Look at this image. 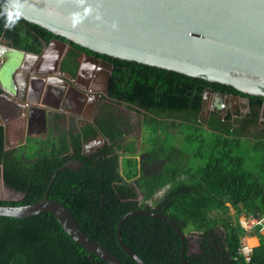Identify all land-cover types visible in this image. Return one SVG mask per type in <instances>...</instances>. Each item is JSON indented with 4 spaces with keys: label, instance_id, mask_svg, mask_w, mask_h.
I'll use <instances>...</instances> for the list:
<instances>
[{
    "label": "trees",
    "instance_id": "16d2710c",
    "mask_svg": "<svg viewBox=\"0 0 264 264\" xmlns=\"http://www.w3.org/2000/svg\"><path fill=\"white\" fill-rule=\"evenodd\" d=\"M0 36L33 54L41 53V38L56 37L3 3ZM71 45L113 65L108 93L103 96L109 102L102 103L97 117L80 131L29 139L11 150H5L0 127L4 182L23 196L4 204L27 206L41 201L56 174L48 199L64 204L83 232L123 264L137 263L120 247L118 225L126 214L143 209L169 217L183 233L198 235L201 247L200 254L188 255L187 250L183 263L182 242L174 227L160 218L134 214L123 221L121 236L146 264H246L240 252L246 231L239 217L264 216V98ZM69 54L63 64L66 70V62L74 56L72 51ZM207 88L246 98L243 108L249 111L237 118L215 111L202 117ZM114 104L142 116L147 140L141 152L137 137H131L129 121L115 114ZM96 135L103 137V147L97 154L83 156V143ZM29 144L35 148L27 155ZM76 159L82 163L78 171L60 169ZM228 204L235 216L230 215ZM261 230L257 227L251 233L260 242L252 250V264H264ZM0 264L108 263L76 243L52 214L44 213L26 219L0 216Z\"/></svg>",
    "mask_w": 264,
    "mask_h": 264
},
{
    "label": "water",
    "instance_id": "95a60500",
    "mask_svg": "<svg viewBox=\"0 0 264 264\" xmlns=\"http://www.w3.org/2000/svg\"><path fill=\"white\" fill-rule=\"evenodd\" d=\"M0 3L27 22L62 38L64 41H55L61 48L73 43L97 55L173 71L232 87L244 95L264 98V0H0ZM6 42L0 41V52L5 50L3 47L7 45ZM21 54L37 62L43 60L41 53ZM81 57L99 66L108 65L107 86L104 89L107 94L113 66L90 54L82 53ZM83 70L84 68L81 72ZM60 72L64 75L61 78V88L51 82L46 84L42 75H35L28 82L25 81V84L20 82L14 89L16 93L5 89L7 95L4 97L22 104L27 102L30 111L41 110L34 105V101H26L34 94L33 81L46 84L43 94L39 93L43 99L60 90L64 95V89L68 86L75 92L78 91L77 84L66 76L71 74ZM26 93L29 94L27 98ZM95 98L99 99L98 95ZM211 100L214 103H211V109L206 112L207 117L211 111L222 112L225 117L226 105L233 107L240 104L238 95L218 93L207 88L203 109ZM7 134L8 126L5 125V150L10 148ZM102 142L100 136L96 144L92 142L85 146L83 154L94 151ZM81 166V162L71 161L60 169L76 171ZM55 175L41 201L27 206L0 203V216L26 219L44 213L52 214L80 246L108 264H123L113 252L83 232L64 204L48 199V191ZM134 214L160 218L171 224L180 236L181 259L185 263L183 257L187 252L188 240L179 225L169 217L148 209L126 214L118 225L117 241L129 257L137 264H146L124 243L121 236L123 221ZM197 249L196 254H200V246L197 245Z\"/></svg>",
    "mask_w": 264,
    "mask_h": 264
},
{
    "label": "flooded vegetation",
    "instance_id": "af4514ba",
    "mask_svg": "<svg viewBox=\"0 0 264 264\" xmlns=\"http://www.w3.org/2000/svg\"><path fill=\"white\" fill-rule=\"evenodd\" d=\"M4 40H6L7 42ZM56 40H58L56 37L52 38L49 41L43 40L41 38V40H40L42 42L41 55H43V60L45 62H48V63L45 64L43 66V68H41L42 71L37 70L36 75H42L43 78H45V80H46L45 81L46 84H50L49 82H51L52 85L56 86L57 88H61V84H62L61 78H63L64 75L62 72H60V70L63 72H67V73L71 74L66 69H63V64L67 59L66 56L68 55V53L70 51H72L73 54L76 56V60H79V64H81L83 62V58L81 57V55H82V53L84 54L85 52H83L82 50L76 49V48L74 49L70 44L61 48L60 46L56 45L57 44L55 42ZM0 41L7 43V45L3 47L5 50L8 49L7 48L8 46H11L12 51L16 50L17 52H20V53L21 52H25V53L28 52V51L19 49L14 42L8 40L5 37L0 36ZM65 49H67L66 52H65ZM62 56H64V57L59 62L58 66L56 68H51L50 67V63H51L50 60L53 61L55 59V57H56V59L57 58L61 59ZM55 61L56 60H54V62ZM66 63L68 64L69 61H67ZM52 66H53V64H52ZM66 76L69 77L68 74H66ZM101 77H102V85H103L102 88H105V86H107V81H106L104 75H101ZM57 78H59L60 80H57ZM45 83L44 82L42 83L40 81H33L32 82V85H33L32 89L34 88L35 90H33L34 94H32L29 97L28 101H32V102L34 101V105L40 106L44 110V111H42V110L31 111V114H32L31 115V121H32L31 131L37 132V133L43 132V133H45L46 136L52 135L55 137H59L60 132L63 131V128H67L70 126H73L75 131H78L79 128H82V124H85L87 122H93V120L98 115L99 108L101 107V104L103 101H104V103L109 102V99L103 98V99H100L99 103L96 102V104H95V94L96 93L91 92L90 94H87V96L85 97V98L89 99L87 101H88L90 106L89 107L85 106L84 110H86V111L81 112V109L79 108V104H80L79 101H81L83 99V97L80 94H79V101H78V97L76 95L69 94L67 96L66 95L64 96L63 91H61V90L59 91V93H57V91H56V93H52L51 95H49V97H46L45 99L41 98L39 93L43 94L42 91L45 90V87H46ZM78 86L80 87L81 85H78ZM70 90L72 92L74 91L72 89H70ZM77 92L78 91H76V92L74 91V93H77ZM44 93H45V91H44ZM212 103H214V100L212 101ZM243 105H247V99L240 97V104L239 105H235L233 107L230 105H226V108H225L227 110L226 113L233 115L234 118H237L240 113L245 114L249 111L248 108H246V109L242 108ZM66 106H68V108ZM115 106L117 108L116 109L117 111L115 112V114L121 115L122 111L118 108L120 105L116 104ZM207 109H210V108H207ZM48 110H51V111L48 112ZM202 111H203V114H201V115L203 116V115H206V112L208 110L203 109ZM219 113L222 114V112H219ZM261 121L264 123V104H263L262 109H261ZM66 131H67V129H64L63 132L66 133ZM64 133H62V134H64ZM98 138H99V135H96L95 137H92L83 143V147H82V155L83 156H87V155L91 156L93 154H97L100 151V149L103 147L104 142H103V144H100L99 146H97V148H98V149L96 148L97 150L96 149L94 151L90 150L87 155L83 154L85 146L86 145L89 146L90 143H92V142H94L96 144ZM87 150H89V149H87ZM69 153H70V151L66 154H69ZM71 161H78V160L77 159L76 160H70L69 162H71ZM79 168L76 171H78ZM21 197H22V195H21ZM187 240H188V244H189V246H188L189 250L194 247L195 243L198 246H200L199 239H197V238H195L193 240L191 238H187Z\"/></svg>",
    "mask_w": 264,
    "mask_h": 264
},
{
    "label": "crops",
    "instance_id": "0c3cea01",
    "mask_svg": "<svg viewBox=\"0 0 264 264\" xmlns=\"http://www.w3.org/2000/svg\"><path fill=\"white\" fill-rule=\"evenodd\" d=\"M7 48L8 51L5 50L0 52V83L3 84V86L0 84V127L3 128L4 131V126H8V146L15 149L26 144L29 139H39L46 137V135L43 132L37 133L31 131L32 114L29 109V104L27 102L23 104L18 101L13 102L8 97H4L7 95L5 93V89L7 92L12 91V93H16L14 89L20 84V82H24V84L25 81L28 82L32 76L37 74L36 71H42L41 68H43V66L48 62H45L44 60L37 62L36 60L31 59L29 56L21 54L16 50L12 51L11 46H8ZM66 50L67 49H65V52ZM63 57L64 56H62L61 59H56L55 57V62L54 60H50V67L56 68ZM70 59L69 67L67 68V71H71V76H69L71 78L69 80L74 84L81 85L83 89L80 91L78 90L77 93L83 97L81 101L85 103V106L89 107L90 105L87 101L89 99L85 98L87 96V90H93L94 92L102 91L104 88H102L103 85L101 75H104L105 77L106 71L108 70L97 67L93 61L85 60L84 58L83 62L79 64V60H76L75 55ZM83 68L84 70L81 72V69ZM25 97H29V94L25 95ZM26 101H28V99H26ZM96 101L97 100H95V104ZM19 106L21 108H19ZM38 107V109L42 110L40 106ZM71 130V127H68L65 134L71 132ZM260 232L264 235V229ZM242 243L246 249H254L260 244L259 238L255 234L252 235L251 233L244 237Z\"/></svg>",
    "mask_w": 264,
    "mask_h": 264
},
{
    "label": "rangeland",
    "instance_id": "374dc122",
    "mask_svg": "<svg viewBox=\"0 0 264 264\" xmlns=\"http://www.w3.org/2000/svg\"><path fill=\"white\" fill-rule=\"evenodd\" d=\"M70 70V69H69ZM71 72V71H70ZM66 91V90H65ZM69 94H71V95H76V96H78L79 97V95H78V93H73L70 89L68 90V91H66V93L64 94V96L66 95H69ZM79 108L81 109V112H83L84 111V109H85V103L83 102V101H79ZM212 100L211 101H209V103H206V107H205V109L206 110H208L207 108H210L211 109V107H212ZM116 104H114L113 105V107L115 108V109H117L116 108V106H115ZM120 106L118 107L121 111H122V113H121V116L123 117V118H125V119H127L129 122H128V125H129V131H131V133H133L132 134V136L131 137H137L136 139H137V145H138V148L140 149V152H141V150H144L145 149V142H146V140H147V130L145 129V131H144V129H143V125H141V119H142V116L138 113V112H136V111H134V110H132L131 108H128V107H126L125 105H122V104H119ZM36 106V105H35ZM112 106V105H111ZM38 107V106H37ZM65 107V106H64ZM67 108H68V106H66ZM242 108H243V106H242ZM51 110H48V112H50ZM245 112V111H244ZM120 116V115H119ZM126 116V117H125ZM203 116H205L206 117V115H203ZM202 116V117H203ZM90 120V119H89ZM88 120V121H89ZM84 124H82V126H83ZM234 126H236V124H233ZM71 127V131H74L75 132V130H74V127L73 126H70ZM68 128V127H67ZM67 128H63V131H64V129H67ZM81 130V128H79V130L78 131H80ZM60 132V136L61 135H63L62 133H64V132ZM130 138V137H129ZM250 145H251V142L249 143ZM31 147H33V149H31ZM34 146L33 145H30L29 144V146H28V149H29V151H26L25 153L27 154V155H29L30 154V151H33L34 150ZM12 148H9V150H11ZM31 149V150H30ZM98 149V148H97ZM96 149V150H97ZM21 197V194L19 193V192H14L13 190H11V189H9L7 186H6V184H5V182H4V175H3V168H2V165H0V203L1 204H4L6 201H16V200H18V199H21L20 198ZM154 199H156V196L154 197ZM154 199L150 202L151 203V205L153 206V201H154ZM229 205V207H230V215L231 216H235L236 215V211L234 210V208L230 205V204H228ZM247 217L245 216V215H240V217H239V221H243L244 219H246ZM252 231V229L249 231V232H251ZM220 233L222 234L223 233V231L222 230H220ZM186 235L189 237V238H191L192 240L193 239H195V238H197L198 237V235H196V234H193V233H186ZM246 235H244L243 237H242V241L244 240V237H245ZM224 237V236H223ZM241 249H243V248H241ZM197 251H198V249H197V244L195 243V245H194V247L192 248V249H190V251H189V253H190V255H193V254H196L197 253Z\"/></svg>",
    "mask_w": 264,
    "mask_h": 264
},
{
    "label": "clouds",
    "instance_id": "9594fccd",
    "mask_svg": "<svg viewBox=\"0 0 264 264\" xmlns=\"http://www.w3.org/2000/svg\"><path fill=\"white\" fill-rule=\"evenodd\" d=\"M72 46V45H71ZM70 53V52H69ZM69 53H68V55H69ZM85 60H88V59H86V58H84ZM110 64V63H109ZM97 67H100V68H102V69H107L108 71H106V75H105V79H106V81H107V73H109V67H108V65H106V64H100V66L99 65H97V64H95ZM113 66V65H112ZM79 68H80V66H79ZM71 73V72H70ZM112 73H113V71H112ZM112 75V74H111ZM111 79V78H110ZM110 85V84H109ZM77 86H78V84H77ZM105 88H106V86H105ZM104 88V89H105ZM68 89H70V88H67V89H65L66 91H68ZM81 89H83L81 86L79 87L78 86V90L80 91ZM103 91V93H104V90H102ZM102 91H100V92H94L93 90H87V94H90L91 92H94V93H96L95 94V97L98 95V97H99V99H96L95 98V100H97L96 102H98L99 103V101H100V99H103L104 97H102V96H107V94H103L102 93ZM84 93L86 94V92L84 91ZM213 101V100H212ZM102 103H104V101L102 102ZM206 118H208L207 116H206ZM101 135H99V137H100ZM102 137V136H101ZM102 139H103V137H102ZM103 142H104V139H103ZM103 142H102V144H103ZM88 156V155H87ZM80 162V161H79ZM82 164V163H81ZM247 217V216H246ZM251 217H253V218H255V219H257V220H262L263 221V223L261 224V225H256V226H254V227H252V228H247L246 226H245V223L247 222V220L249 219V218H251ZM240 222V224H241V226L243 227V229L246 231V234L245 235H248V234H250V233H252L254 230H256V228L257 227H260V229H264V216L263 217H255V216H249V217H247L246 219H244L243 221H239ZM180 227V226H179ZM181 229V228H180ZM252 229V231L251 232H249L250 230ZM184 235L187 237V238H189L187 235H186V233H184ZM197 239H199V237H197ZM242 247H244V244L242 243ZM242 247H240V249L242 248ZM201 248V247H200ZM187 250H189V248H188V244H187ZM253 249H251V251H252ZM190 255V254H189ZM194 255V254H193ZM252 256H253V253H252ZM245 262V261H244Z\"/></svg>",
    "mask_w": 264,
    "mask_h": 264
},
{
    "label": "built area",
    "instance_id": "2783aa9c",
    "mask_svg": "<svg viewBox=\"0 0 264 264\" xmlns=\"http://www.w3.org/2000/svg\"><path fill=\"white\" fill-rule=\"evenodd\" d=\"M263 223L262 220H257L253 217L249 218L247 222L245 223V226L247 228H252L256 225H261ZM243 249H240L241 254L244 256V261L246 264H252L253 256L251 249H246L245 247H242Z\"/></svg>",
    "mask_w": 264,
    "mask_h": 264
}]
</instances>
